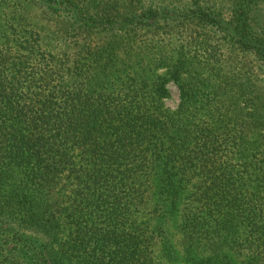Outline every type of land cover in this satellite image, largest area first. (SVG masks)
Wrapping results in <instances>:
<instances>
[{"label": "trees", "instance_id": "obj_1", "mask_svg": "<svg viewBox=\"0 0 264 264\" xmlns=\"http://www.w3.org/2000/svg\"><path fill=\"white\" fill-rule=\"evenodd\" d=\"M157 1L0 0V264H264V0Z\"/></svg>", "mask_w": 264, "mask_h": 264}, {"label": "rangeland", "instance_id": "obj_2", "mask_svg": "<svg viewBox=\"0 0 264 264\" xmlns=\"http://www.w3.org/2000/svg\"><path fill=\"white\" fill-rule=\"evenodd\" d=\"M145 1H150V0H145ZM193 0H159L157 1L156 7L158 9H160L161 11L164 10H171L173 7H175L176 5H186L190 2H192ZM234 1L236 0H201V3L205 6H211L214 7V5H216L217 7H222L223 8V20L225 21V23H231L232 22V15H233V11L235 10V13L239 14V12H242L244 9L239 8V2L241 0H237V5L234 6ZM258 0H245L244 4L251 7L252 5H254ZM149 3V2H148ZM232 5V6H231ZM165 8V9H164ZM123 10V8L121 9ZM161 15H163V13L159 12ZM242 18H244V15H242ZM163 28L159 29V31L157 32V34L155 35L153 41L155 43H160L165 45L168 49H174L177 46L180 45H188L189 40L191 41L190 44L192 43L193 45V53L196 51L194 50V47L196 46V44H194L192 42L191 37V33L192 31L193 33V37L194 36H198V37H209V35H214L212 33V27L207 29L201 25H194L192 27V29H176L175 27L171 26L170 24H168L165 20L162 21ZM146 40L152 39V36L150 33H146L143 34ZM192 37V38H193ZM150 41V40H149ZM216 41H212V45H207L209 47L208 50L210 51H219V45L217 44L216 46L214 45ZM189 48H191V46H189ZM190 50V49H189ZM229 51V50H228ZM227 51V52H228ZM215 53V52H213ZM221 54H223V51L220 52ZM200 58H203V54L198 51L197 53ZM207 55V54H206ZM251 58V57H250ZM255 63V62H254ZM256 64V63H255ZM241 64H238V69L240 68ZM168 88L170 90V94L167 98L164 99V103L165 106L171 109H175L177 108V106L180 103V91L179 88L177 86V84L175 82H170L168 84ZM191 195L190 193L188 195H185L183 197L182 200V204H181V209H184V207H186L188 204H190L191 201H193L191 199ZM181 233H179L178 231L175 230L174 232V238H173V242L175 244V248L177 249L179 256H178V261H174V260H169L167 259V256L164 254V250L163 247L164 245L162 243H159L156 246V256H157V264H185L184 260H183V246L181 244ZM244 242V241H243ZM223 250H226L228 253H231L232 255H234L235 259H237L239 262H243L247 256L249 255L250 252H248L247 247L245 246L242 250H240V248H236L233 251H230L228 248H223Z\"/></svg>", "mask_w": 264, "mask_h": 264}]
</instances>
